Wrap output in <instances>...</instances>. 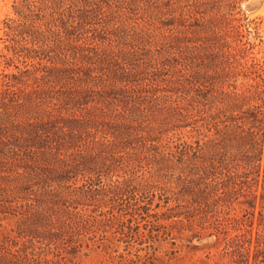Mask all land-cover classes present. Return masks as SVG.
Returning a JSON list of instances; mask_svg holds the SVG:
<instances>
[{"label":"trees","instance_id":"16d2710c","mask_svg":"<svg viewBox=\"0 0 264 264\" xmlns=\"http://www.w3.org/2000/svg\"><path fill=\"white\" fill-rule=\"evenodd\" d=\"M239 1L16 0L0 264H72L82 237L129 218L178 219L225 241L231 264H264V77L243 56Z\"/></svg>","mask_w":264,"mask_h":264},{"label":"rangeland","instance_id":"374dc122","mask_svg":"<svg viewBox=\"0 0 264 264\" xmlns=\"http://www.w3.org/2000/svg\"><path fill=\"white\" fill-rule=\"evenodd\" d=\"M15 2L16 0H0V74L14 72L13 68L5 69L2 56H10L5 50V46L10 45L6 37V24L10 19H17ZM233 14L240 26L242 48L246 49L243 54L245 62L249 66L255 64L254 70L264 77V0H240ZM180 21L176 20L174 25L179 27L180 24H195L188 17L187 20ZM186 134L197 137L196 134ZM146 197L144 204H151V214L162 215L166 211V204L160 200L157 192ZM158 204L160 207H157ZM243 209L246 207L236 206L232 216L242 218ZM259 211L260 205L256 210L257 216ZM153 220L129 218L124 227L122 222H114L111 226L97 230L95 237H82L83 248L72 264H231L228 254L230 249L226 242H218L215 237H210L211 231L179 223L178 219L163 220L154 226ZM258 222L256 219L253 225L251 255L256 246L254 237L259 231ZM0 224L8 227V230L14 228V223L9 220L0 221ZM227 226L228 239L238 234L231 225ZM261 230H264V225ZM248 264H254L252 256Z\"/></svg>","mask_w":264,"mask_h":264},{"label":"bare ground","instance_id":"6f19581e","mask_svg":"<svg viewBox=\"0 0 264 264\" xmlns=\"http://www.w3.org/2000/svg\"><path fill=\"white\" fill-rule=\"evenodd\" d=\"M254 2H255V1H254ZM252 4H254L253 1H252Z\"/></svg>","mask_w":264,"mask_h":264}]
</instances>
